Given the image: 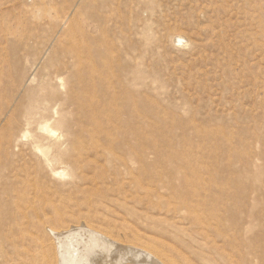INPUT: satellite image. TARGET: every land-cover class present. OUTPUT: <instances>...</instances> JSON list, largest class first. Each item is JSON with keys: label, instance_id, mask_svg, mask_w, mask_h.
Here are the masks:
<instances>
[{"label": "rangeland", "instance_id": "rangeland-1", "mask_svg": "<svg viewBox=\"0 0 264 264\" xmlns=\"http://www.w3.org/2000/svg\"><path fill=\"white\" fill-rule=\"evenodd\" d=\"M104 249L264 264V0H0V264Z\"/></svg>", "mask_w": 264, "mask_h": 264}, {"label": "bare ground", "instance_id": "bare-ground-1", "mask_svg": "<svg viewBox=\"0 0 264 264\" xmlns=\"http://www.w3.org/2000/svg\"><path fill=\"white\" fill-rule=\"evenodd\" d=\"M59 233V232H58ZM111 239V238H110ZM90 240V239H89ZM108 240V239H107ZM112 240V239H111ZM108 242V241H107ZM91 244V243H90ZM90 244H89V246H90ZM103 244V246H104V243H102ZM115 244V243H114ZM95 245V244H94ZM98 246V245H97ZM100 246V245H99ZM109 246H111V245H109ZM91 247V246H90ZM94 247V246H93ZM117 247V246H116ZM106 248V247H105ZM126 248V247H125ZM97 249H98V247H97ZM107 249V248H106ZM111 249H115V248H111ZM86 250H89V249H86ZM94 250V249H93ZM107 251H109V250H107ZM114 252V251H113ZM116 252H118V251H116ZM129 252V251H128ZM66 253V252H65ZM131 253V252H130ZM129 253V254H130ZM145 253V252H144ZM108 254H109V252L107 253V252H105V249L103 250V251H99L98 253H95V254H92V256H89L90 257V261H89V264H103L104 263V261H106L107 259H109L108 258ZM110 254H111V252H110ZM113 254V253H112ZM128 254V255H129ZM88 255V254H87ZM116 255V254H115ZM124 255V254H123ZM127 255V254H126ZM69 256V255H68ZM85 256V255H84ZM83 256V257H84ZM119 256H120V254H119ZM125 256V255H124ZM139 256V255H138ZM115 257V256H114ZM131 257V256H130ZM112 258V257H111ZM115 258H117V256L115 257ZM122 258V257H121ZM124 258V257H123ZM148 258V257H147ZM73 259H75L74 257H73ZM77 259V258H76ZM112 259H114V258H112ZM111 259V260H112ZM150 259V258H149ZM69 260H71L70 259V257H69ZM79 260V259H78ZM119 260V259H118ZM121 260V259H120ZM123 260V259H122ZM137 260V259H136ZM110 261V260H109ZM124 261V260H123ZM132 261H133V259H132ZM79 262V261H78ZM82 262H84L83 261V259H82ZM81 262V263H82ZM115 262V261H114ZM142 262V261H141ZM112 263H113V261H112ZM69 264V263H68ZM84 264V263H83ZM118 264H120V263H118Z\"/></svg>", "mask_w": 264, "mask_h": 264}]
</instances>
